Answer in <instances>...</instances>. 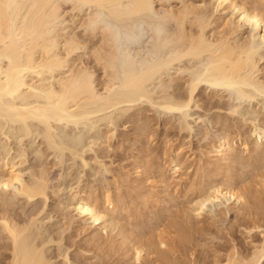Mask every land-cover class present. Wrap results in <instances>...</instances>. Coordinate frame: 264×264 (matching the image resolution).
I'll return each mask as SVG.
<instances>
[{
	"label": "rangeland",
	"instance_id": "obj_1",
	"mask_svg": "<svg viewBox=\"0 0 264 264\" xmlns=\"http://www.w3.org/2000/svg\"><path fill=\"white\" fill-rule=\"evenodd\" d=\"M218 1L220 2V0ZM218 1L195 0L197 4L203 3V7L207 6L206 9L208 8V13L209 15L211 14V26L209 25L210 27H208L210 32L218 27L219 30L227 31L240 18L239 9H236L230 2L222 3L223 5L220 7L221 4ZM257 1L246 0V6L259 5L260 7L261 5L260 8L263 7L264 9V0ZM86 6L82 8V12L84 13L81 12V14L83 15L94 8V5L91 4ZM105 6L101 7L103 14L108 13L105 14L106 17H101L113 19L114 17L111 14L112 9H106L108 6ZM85 8L86 10L83 11ZM97 8L102 11L101 8ZM100 11L97 12L100 13ZM225 22L228 23V26H226ZM63 23L65 25V22H62V27L64 26ZM250 23L248 24L247 22L245 23L247 25L244 24V27H241L245 36L248 35L250 27H252L253 22ZM72 27L75 28V31L80 36L82 33L81 29L76 28L74 24H69L67 30H72ZM139 34L143 35L141 43L134 44L135 46L132 45V47H119L117 48V52H120L118 54L122 55L121 57L126 56L129 59L131 58L138 67L139 74L146 72L145 66L147 64V66H154L153 64L156 65L157 61L165 62L164 68L157 70L147 80L148 85L145 83L144 88L147 94H144V97H134L133 101L117 103L112 108L108 107L101 111H93L87 116L84 115L85 117L79 115V118L76 117V121L72 120L71 123L65 120L62 122L58 121V123L52 121L50 122L52 126L49 123L47 126V124L37 123L36 121H29V127L23 126L21 123H13L0 115V179L1 176L7 175V169L12 164L15 165L14 170L20 171V174H22V180L25 184L32 186L36 183V180L38 182L39 179H41L40 181H44V177V182L47 183V186L45 184V187H47L45 195H42V197L36 196L33 199H29L18 191L20 189L19 183L13 184V187L11 185L8 187L0 186V216L2 213H6V216L9 214L8 217L14 219L19 226L26 227L30 223L26 227L29 229H25L26 231L24 230L23 233L27 237L26 241H28L29 235L33 236L31 237L32 242H27V244L32 243V247L34 245L35 247L43 248L49 264H133V262L134 264H145V262L146 264H152L156 260L159 262H156V264H160V260L163 258L161 256V249L164 252L167 251L166 255L169 253V257H167L168 261L166 262V258H163V264H224L226 262V255L231 253L232 249L237 250L240 254L250 252V250H253L255 243L258 244L257 241L259 242L263 238L261 233L264 230L263 226L260 227L262 229H253L250 239L247 237L248 233L243 224V218L246 219L248 217L244 216V213L239 214L236 209L237 206H234L231 201L227 202L223 197L217 199V201H213L214 203L211 201L205 202V208L203 207L205 210L203 209L204 213L202 212V217L197 216L193 210L196 207L199 184L204 179L203 175L201 176L202 170L211 168V163L213 164L216 161L214 149H216L221 139H232L234 141V150L232 152L245 157L248 155V152L244 150L241 140L238 139V131H241L244 135L242 138H248L249 142L255 140V137L259 139V142L264 141V131L259 136H256L252 131L256 124L259 126L264 124V93L256 92L255 94L251 90L252 88L248 87L249 90L247 91L253 92L249 93L251 97L239 99L234 95L232 96L230 90L227 91L222 87H213V89L211 88V84L208 85V82H201L198 85L199 90L197 88L195 92V96L199 100L197 104L192 101L189 106L184 107L185 110H181L182 112L179 109L178 111L174 109L175 107L173 106L175 105L166 110L163 105L172 104L175 102L178 94L181 95L188 92V86L185 81L186 78L189 79L190 73L192 76L194 71L197 72L198 66L199 71L202 69V71L204 70L203 73L206 72L205 66L204 68L200 67L202 63H204L202 65H205V62L202 60V63H200V59L198 61L197 58L196 60L194 57L191 58V56L178 58L179 56L176 53L171 55L169 43V46H166L165 43L166 50L161 57L157 58L155 46L157 43L163 41L162 36L157 38L150 25H145V29H142V32ZM81 37L86 38L89 42V47L85 50H78L75 57L76 55L77 58L80 56L79 58H81L83 64L92 67L95 72L96 82L100 83L104 79L103 72L99 66L92 62L93 57L91 53L92 45H94V40L95 42L97 41V37H85L84 35ZM258 53L262 59L258 63L260 71L257 73V76L264 80V44L263 47H260ZM175 54L177 55L176 58H178V61L176 59L177 62L172 61ZM144 57L149 58L148 61L147 59L144 60ZM79 62L80 60L77 63ZM194 67L195 69H193ZM123 75V73L120 74V77ZM121 85V82L117 83L113 87L114 89L112 88V91L122 94L123 87ZM98 87L100 88V86ZM212 91H216V95ZM236 106H239V108L236 109ZM231 107H233V110H231ZM186 122L189 126L186 125ZM47 137H50L51 143L47 142ZM250 145L252 146V144ZM175 158L178 159L179 165L173 166V159L175 160ZM141 164L143 172L138 175L137 170ZM44 172L46 173L45 175ZM104 191H109L119 197L123 196V198L121 197L123 205L115 213L116 215H114L115 218L113 220L108 217L106 221H104L105 219L102 220L104 222L101 226L100 224L94 225L91 219L78 215L79 213L74 207V201L85 193L97 195L103 201ZM141 196L144 198L148 197L149 204L145 208H143L144 205L141 203L143 200ZM229 206H231L230 209H228ZM108 208H111V205ZM168 217L171 220L170 223H168L170 221ZM173 222H176V224ZM185 223H187L186 227L189 225L193 230L191 236L185 241L186 243L182 242L180 238L175 239L176 241L173 240L172 238L177 235L176 227L179 229L181 225L185 226L183 225ZM31 224H35V226ZM165 225L170 226V228L168 226L166 228ZM124 227L130 230L131 235L134 232L133 234L136 235V239L138 235L144 241L146 239L150 240L159 234L157 238L155 237V240L158 241L159 236L165 234L158 231L164 230L166 232L165 239L167 240L168 238L167 247L159 245V249L161 250L159 251L158 245L157 247L156 245L154 246L162 258L158 259V254H155V252L152 258L150 256L152 253L148 254L147 257L145 256L142 260L143 263L135 262L131 253L133 243L130 245V248L127 247V245L129 246V242L125 243L126 246L120 248V242H122V236L124 235ZM0 229L3 231L1 219ZM29 230L30 234L27 235ZM174 230H176L175 233ZM1 231L0 264H10L12 251L14 250L12 245L13 240L8 239V237L6 238V232ZM119 231L121 232L119 233ZM23 234L22 236L24 237ZM134 237L130 236V239L132 238L133 241H136ZM109 240L112 242L111 245ZM169 241L171 243H168ZM96 244L97 246H95ZM98 244L100 245L98 246ZM179 246L181 252H179ZM110 247L112 248L110 249ZM126 247L130 253L124 249ZM150 259L151 262H149ZM262 262H264V259Z\"/></svg>",
	"mask_w": 264,
	"mask_h": 264
},
{
	"label": "bare ground",
	"instance_id": "obj_2",
	"mask_svg": "<svg viewBox=\"0 0 264 264\" xmlns=\"http://www.w3.org/2000/svg\"><path fill=\"white\" fill-rule=\"evenodd\" d=\"M225 2H230V4L233 5L236 9H239L240 18L238 17L239 19L237 20V22H234V25L232 27H229L230 29L227 31L222 29L219 30L218 27L217 29H213L210 32L208 30V27L211 26V14L209 15L208 8L206 9L207 6L203 7V3L199 5L197 4V2H195V0H0V115L6 117L7 120L12 121L13 123H21L23 124V126L25 125L29 127V121H36L37 123L40 122L43 124H47L48 126V123L50 124V122L52 121L58 123V121L62 122L65 120L67 122L70 121L71 123L72 120H75L79 115L87 116L93 111H101L108 107L112 108V106L116 105L117 103L134 100L133 97H128L121 93L112 91V88L117 83L121 82L119 80L117 64L132 68L135 66V63L131 58L129 59L128 57L124 56L126 52L123 55L124 58H121L118 54L120 52H117V48L119 47L116 46L117 41L115 38V33L113 29L108 25L107 21L101 17L105 16V14L108 13L104 10L106 13L103 14V9L101 7H106L105 5L108 6V8L106 9H112L111 14L114 18L120 19L125 23L124 31L129 35L133 43H135L140 36L139 33L142 32V29H145V25H150L151 28L153 27L162 35V37H160L163 39V41L159 42V45L162 44L165 46L166 43V46H169L170 44L171 48L169 46V51L172 52L171 55H173V53H176L179 56L178 58L182 56H191V58H197L198 61L200 59V63H202V60L203 62H205V65H202L204 63H202L201 65L200 63L198 64L201 68H204L205 66L206 72L203 73L204 70L202 71V69H200L201 71H199L198 66V73L194 71L192 76L190 73L189 79L186 78L185 81L188 86V92L186 91V94H178L177 98L175 97V102H173L172 104L170 103L168 105L167 103H164L167 104L166 106L163 105L166 110L167 108H171L172 105H175L173 106L175 107L174 109H176L177 111L179 109L180 112H182L181 110L184 109V107L186 108L187 106H189L192 101L197 104L199 100H197L195 92L201 82H208V85H212V87L210 86L211 88L222 87L227 91L230 90L232 96L234 95L239 99L251 97L249 93L253 92L247 91L249 90L248 87H251V90L254 91L255 94L256 92L264 93V80L257 76V73L260 71L258 63L262 59V57L259 56L258 51L260 50V47H263L264 44V9L263 7L260 8L261 5L260 7L259 5L247 7L246 5L248 1L246 2V0H220V7L223 5L222 3ZM88 4L94 5L92 11L86 13L85 15L81 14L82 8H84V6ZM97 7L101 8L102 11L98 10ZM85 10L86 8L83 11ZM97 11H100V13ZM62 22H65V25L63 23V27ZM247 22L248 24L250 22H253V24L252 27H250L248 35L245 36L241 27ZM69 24H74L76 28H80L83 33L81 34L85 37L94 36V38H98H96V42L94 40V45H92V48H90L93 57L92 62L99 66V68L103 72L104 79H102L100 83L98 82L99 84L96 82L95 72L93 71L92 67L88 66L87 64H83V62H81V58H79L80 56L77 58L76 55L75 57V54L78 50H85L89 47V42L86 40V38L84 39L83 37H81V34L79 36L74 27H72V30L70 31L67 30L69 28ZM227 24L228 23H226V26H228ZM257 36L259 37V39ZM176 54L174 60H172L173 62L176 61V59L178 61V58H176ZM145 59L147 58L144 57V60ZM79 60L80 62L77 63ZM172 61L171 63H173ZM193 69H195V67ZM145 77V75H131L126 80V86L128 87V89L135 92L136 97L138 98H142L145 96L144 94H147L145 93L144 89L145 83L148 85L146 81L147 78ZM98 86H100V88ZM212 92L215 95L217 93L216 91ZM232 108L233 107H231V110H233ZM238 108L239 106L236 109ZM57 123L55 124L57 125ZM74 124L76 123L74 122ZM186 125H188L187 122ZM50 126L52 125L50 124ZM146 129L148 128L146 127ZM252 131L256 136L262 135L264 131V124H261L260 126L256 124L254 126V130ZM237 136L238 139L241 140V144L244 146V150L248 152V155L245 157L232 152L234 150V141L232 139H219L220 141L216 146V149H214L216 153V161L213 162V164L211 163V168L202 170L203 173L201 174V176L203 175L204 179L199 184L197 191V193L199 192L198 198L196 200V207H193V212L195 211L197 216H201L203 209L205 208V202L217 201V199L223 197V199H226L227 202L231 201L234 206H237L236 209L239 214L244 213V216L246 215L248 217L246 219L243 218V224L247 229V237L250 239L252 237L251 231L253 229L255 230L257 228L259 229L262 226L264 227V141L259 142V139L255 137V140L249 142L248 138H242V136L244 135L241 131L237 132ZM48 141L49 143L52 142V140L50 141V137H47V142ZM250 144H252V146ZM173 164V166L179 165L178 159H173ZM14 166L15 165L11 164V166L7 169V175L3 174L4 176H1L0 186L8 187L11 185V187H13V184L16 185V183H19L20 189L18 188V191H20L22 195H26L29 199H33V197L36 198V196L42 197V195H45V192L47 191V187H45V184L47 186V183L44 182L45 177L44 181H40L41 179H39V182L36 180L35 184L29 186L22 180L23 178L21 176L22 174H20V171L18 170L19 172H17L16 170H14ZM142 167V164L138 167V175L143 172L141 169ZM45 174L46 173L44 172V175ZM103 197L104 199L103 201H101L97 197V195L94 196V194L92 195L91 193L80 195L74 201V207L79 213L77 214L87 217V219H91L94 225L100 224L101 226V224L106 221V218L108 217L109 219L113 220L115 218L114 215H116L115 213L119 209H121L123 205V196H121V198L115 194L110 193L109 191H104ZM141 198H143L141 203L142 205H144V207H142L145 208L146 205L149 204L147 200L148 197L144 198L141 196ZM110 205L111 208H108ZM240 205L242 206L240 207ZM103 206H105L106 208ZM230 208L231 206L228 207V209ZM8 216H6V213H2L0 219L2 220V229L6 232V238L8 237V239L10 238L11 240H13L12 245L14 250L12 251L13 253L12 259H10V264H49V262H47L48 258L46 259L43 248H39L37 246L35 247L34 245L32 247V243L29 244L30 242H32L31 237L33 236L29 235L30 239L28 238V241H26L27 237L23 233L25 229H29L26 227L29 226L30 223L28 224L27 222L28 225H25L26 227L19 226V224L15 222L14 219H10L11 217L9 218ZM170 222L171 220L168 223ZM173 223L176 224V222ZM186 224L187 223L183 224L185 226L181 225L179 229H177V227L175 226L177 235L174 236L173 234V240L180 238L182 242H185L191 236L193 230L191 227H189L190 222L188 227H186ZM33 225L35 226V224ZM167 226L165 225L166 228ZM168 227L170 228V226ZM194 228L197 229L195 226ZM176 230H174V233ZM160 231L161 233L164 232L165 234L159 236L158 241L155 240V237L157 238V235L159 234L155 235L154 238H152L154 240H147L145 238L147 241H144L142 238L140 239L138 235L136 239V235L133 234L134 232L132 231L133 233L131 235L130 230L124 227V232L122 230L124 235L122 236V242H120V248L126 246L125 243L127 242H129V246L127 245V247L130 248V245L133 243L132 249L134 251L132 252L131 249V253L133 254L132 257L135 262H142L145 256L147 257L148 254L151 253L152 254L150 256L152 258L153 253L155 252V254H158V259H161V256H163V258H166L167 262V257H169V253L167 254L168 256L165 254L167 253V251L164 252L163 249H161L162 255H159V251H161L159 249V245H162L164 247L167 245L168 241V238L167 240L165 239L166 232L162 229L158 232L160 233ZM120 232L121 231H119V233ZM261 233L263 235V238L261 241H259L260 243L258 241V244L255 243L253 250H250V252L247 253L240 254L237 250L232 249V252L226 255V262L224 264L264 263L262 262L264 259V230L261 231ZM22 234L24 235V237L22 236ZM28 234H30V230L27 235ZM169 234L167 233V235ZM0 236H2V234H0ZM130 236H135L134 239H136V241H133L132 238L130 239ZM170 241L168 243H171ZM27 242L29 243L27 244ZM111 244L112 242L110 241V245ZM29 245H31V247H29ZM99 245L100 244H98V246ZM155 245L156 247L158 245L157 248L159 249V251L154 248ZM95 246H97V244ZM111 248L112 247H110V249ZM126 248L124 249L130 253L129 249ZM179 252H181V250ZM163 258L160 260V264H163ZM149 262H151V259ZM156 262L158 261L156 260Z\"/></svg>",
	"mask_w": 264,
	"mask_h": 264
},
{
	"label": "water",
	"instance_id": "obj_3",
	"mask_svg": "<svg viewBox=\"0 0 264 264\" xmlns=\"http://www.w3.org/2000/svg\"><path fill=\"white\" fill-rule=\"evenodd\" d=\"M105 20L107 21L108 25L113 29V31L115 33V38H116V41H117L116 45L118 47H123V46H129L130 47V46H132L134 44H137V43L141 42L142 35H140L138 37V39L136 40V42L133 43L132 39L124 31L125 23L122 20H120V19H105ZM151 29L157 35V38L162 36L161 33L158 32L157 30H155L153 27ZM165 50L166 49H165L164 45H162V44L159 45V43H157L156 46H155V55L157 56V58L161 57V55L164 53ZM121 58H124V57H121ZM164 66H165V62H163V61H159L154 66H152V65L151 66H147L146 65L145 67H146L147 71L144 72L143 74H139L138 73V67L136 65L134 67H132V68H129V67H124L121 64H117V70H118L119 79L121 80L122 87H123L122 94L125 95V96H128V97H133V98L136 97L135 92L131 91L126 86V80H127V78L129 76H131V75H145L146 76L145 78H147V80H148V79H150L152 77L154 72H156L157 70L163 69ZM152 72H153V74H152ZM122 73L124 75L120 77V74H122Z\"/></svg>",
	"mask_w": 264,
	"mask_h": 264
}]
</instances>
